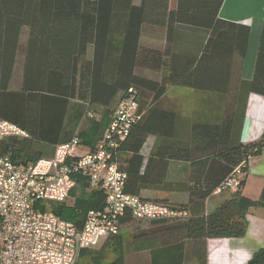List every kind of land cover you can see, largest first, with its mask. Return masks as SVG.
<instances>
[{
    "label": "trees",
    "instance_id": "1",
    "mask_svg": "<svg viewBox=\"0 0 264 264\" xmlns=\"http://www.w3.org/2000/svg\"><path fill=\"white\" fill-rule=\"evenodd\" d=\"M222 1L218 0L220 4ZM145 3L143 0L140 6H131L128 20L123 22L118 17L125 9L116 5L115 0H11L10 16L6 14L4 21L0 17V119L20 127L27 138L0 141V154H9L14 161L23 163L49 157L38 145L53 148L67 142L61 140V135L71 100L87 101V110L94 104L104 109L101 119H92L90 132L78 133L81 143L93 148L109 124L108 114L115 95L134 89L141 118L117 149L119 166L127 174L125 192L149 200L141 196V191L152 183L148 174L152 157L190 163L192 183L187 188V204L163 203L185 210L188 217L183 221H150L152 229L133 237V251H161L154 256L153 264H183L184 241L189 240L194 261L206 264L208 240L243 238L248 227V211L264 208V187L256 201L242 195L244 177L230 198L208 214L203 211L205 199L220 183L237 166L261 153L264 130L258 141L241 143L242 109L235 113L227 111L220 119L193 121L187 135L177 132L176 114L160 107L159 101L170 86L201 88L195 83L200 60L196 62L194 56L183 60L168 48L139 43L140 28L146 22ZM24 27L28 28V36L23 81L19 91H9ZM214 31H218L222 44L219 64L227 66L225 71L221 69V74L227 75L234 53L240 60L246 54L249 27L221 20L215 24ZM89 48L91 59L87 58ZM146 71L163 73L151 78ZM218 89L227 92L223 87ZM234 90L236 95L231 99L244 104L249 93L264 97V18L252 79L239 82ZM221 97L226 95L221 93ZM77 112L78 116L71 118L73 125L78 124L86 110ZM150 135L159 141L143 168L141 149ZM70 198L71 205L50 203V209L78 227L88 211L100 210L104 204L102 192L91 188L85 179L76 181ZM194 207L202 210L196 213ZM132 220L127 214L121 219V226ZM107 254L115 258L112 264L124 263L123 239L119 233L105 239L97 249L81 250L75 264H106ZM247 264H264V246Z\"/></svg>",
    "mask_w": 264,
    "mask_h": 264
},
{
    "label": "crops",
    "instance_id": "2",
    "mask_svg": "<svg viewBox=\"0 0 264 264\" xmlns=\"http://www.w3.org/2000/svg\"><path fill=\"white\" fill-rule=\"evenodd\" d=\"M142 2L143 0H115L116 5L125 9L124 12L121 11L119 20L127 21L129 8L140 6ZM145 4L147 9L144 20L146 22L140 28L139 43L163 50L168 48L171 53L183 57V60L193 56L196 62L200 60V65L196 70L198 78L195 83L201 88L170 86L159 101L160 107L176 114L177 132L187 135L193 121L220 119L227 111L234 110L235 113L243 109L240 142L248 144L258 141L264 130V97L249 93L245 104L234 101L231 97L236 95L234 87H237L239 82H249L252 79L264 18V0H223L221 4L218 0L216 2L214 0H146ZM10 6L11 0H0V17L3 16V21L6 14L10 16ZM221 20L249 27L246 54L240 60L233 52L234 55L229 64L230 71L227 75L225 72L221 74V69L223 72L227 66L221 67V63L219 64L218 58L222 44L219 42L218 31L212 32L215 24L217 25ZM23 30L25 33H22ZM22 36L27 39V27L21 29L20 38ZM115 36H120V34L115 33ZM25 44L26 40L21 49L20 61L15 62L9 91H19L21 88ZM91 56L92 49L89 48L87 58L91 59ZM162 73L163 71L145 72L151 78L160 77ZM220 87H223L224 91L227 89V92H222L218 89ZM180 91L192 97L189 99L188 97H169L170 94L174 92L179 94ZM221 93H224L226 97H221ZM122 94L123 92H118L115 95L111 112L108 114L109 118ZM87 103V101L71 100L66 115V125L61 135L63 142L78 135L82 130L90 132L93 128L92 119L97 121L101 119L103 107L94 104L87 110ZM80 104L85 107H81ZM79 109H85L86 113L82 114L78 124L73 125L71 118L78 116ZM88 114L94 117H89ZM68 122L72 125L67 124ZM158 141L159 139L153 135L146 138L141 149L144 157L143 168ZM82 147L89 148L84 144ZM38 148L43 150L47 156H52L53 148L44 145H38ZM249 164L241 192L243 196L256 201L264 187V149L258 156L250 158ZM148 174L152 183L142 189V197L174 206L187 204L189 200L187 188L192 183L190 163L152 157L148 166ZM161 175L162 178H159L158 176ZM232 194L233 191L212 193L205 199L203 211L205 214L210 213ZM194 210L198 213L202 208L194 207ZM246 219L248 227L243 238L207 241L206 264H247L252 256L264 246V208H251ZM190 245L189 240L184 241L183 264H197L192 258ZM134 253L141 256L139 257L141 259L135 260V264H153L154 256L161 254V251L146 250Z\"/></svg>",
    "mask_w": 264,
    "mask_h": 264
},
{
    "label": "built area",
    "instance_id": "3",
    "mask_svg": "<svg viewBox=\"0 0 264 264\" xmlns=\"http://www.w3.org/2000/svg\"><path fill=\"white\" fill-rule=\"evenodd\" d=\"M140 118L137 92L129 89L93 148H83L80 138L73 136L55 145L51 157L33 162H17L9 154H0V264H75L81 250L97 248L117 235L127 214L149 222L188 217L183 209L125 192L127 174L119 166L117 149ZM11 138H27V133L0 119V141ZM249 159L213 193L234 191L249 170ZM78 179H85L104 196L103 207L88 211L81 227L50 209V203L70 198Z\"/></svg>",
    "mask_w": 264,
    "mask_h": 264
},
{
    "label": "rangeland",
    "instance_id": "4",
    "mask_svg": "<svg viewBox=\"0 0 264 264\" xmlns=\"http://www.w3.org/2000/svg\"><path fill=\"white\" fill-rule=\"evenodd\" d=\"M22 33H25V31L23 30ZM25 40H26V37H24V36H22L19 40V47H20L19 49L20 50H19V52L17 54V58H16V62H18V63L20 61V53H21V49L25 43ZM169 97H188V99H189L192 96L190 94H182V92L180 91L179 94L174 92L173 94H170ZM188 104H189V102H188ZM188 104H187V106H188ZM74 136H78V135H74ZM81 150H84V149H81ZM52 151H53V149H52ZM41 158H45V157H41ZM26 162H33V161H26ZM118 162L119 163L121 162L120 157L118 159ZM64 203L66 205H71L73 203V200L71 198H69ZM152 228L153 227L149 221H138V220H132L128 224L121 226V228L119 230V235H121L122 239H123V252H124V255H123L124 263L123 264H135L134 263L135 260L141 259V258H139L141 256H137V254L134 253L133 247L131 246V243L133 241V237L137 234L145 233ZM100 246H98L97 248H99ZM106 260H107L106 264H112L115 261V258L112 257L110 254H107Z\"/></svg>",
    "mask_w": 264,
    "mask_h": 264
}]
</instances>
